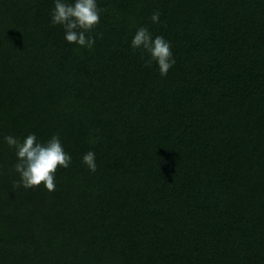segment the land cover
Listing matches in <instances>:
<instances>
[{
  "label": "trees",
  "instance_id": "obj_1",
  "mask_svg": "<svg viewBox=\"0 0 264 264\" xmlns=\"http://www.w3.org/2000/svg\"><path fill=\"white\" fill-rule=\"evenodd\" d=\"M97 4L88 49L54 0H0V264H264V0ZM142 26L166 76L131 48ZM30 133L72 157L55 191L13 189L4 137Z\"/></svg>",
  "mask_w": 264,
  "mask_h": 264
},
{
  "label": "clouds",
  "instance_id": "obj_2",
  "mask_svg": "<svg viewBox=\"0 0 264 264\" xmlns=\"http://www.w3.org/2000/svg\"><path fill=\"white\" fill-rule=\"evenodd\" d=\"M106 11L98 7L97 0H54L51 12V24L59 25L64 30V38L70 44L92 49L96 39L103 34L90 35L100 23L101 13ZM160 12L154 11L150 17L153 23H159ZM131 48L141 50L145 58V66L151 67L153 62L158 66L160 75L166 76L176 61L171 50V43L163 36H155L147 27H139L131 41ZM5 143L15 150L17 162L14 171L18 180L13 182V189L23 187L31 189L43 185L48 191L56 190L55 175L59 168L67 169L72 157L65 152L60 137L53 135L47 142H40L35 133L27 135L23 141L13 135L4 137ZM82 162L91 171L97 170L95 153L88 151Z\"/></svg>",
  "mask_w": 264,
  "mask_h": 264
}]
</instances>
